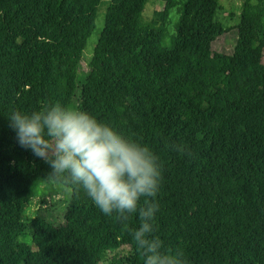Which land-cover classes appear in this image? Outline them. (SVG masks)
Returning a JSON list of instances; mask_svg holds the SVG:
<instances>
[{
	"label": "trees",
	"instance_id": "16d2710c",
	"mask_svg": "<svg viewBox=\"0 0 264 264\" xmlns=\"http://www.w3.org/2000/svg\"><path fill=\"white\" fill-rule=\"evenodd\" d=\"M157 1L147 14L150 0H109L103 12L101 0H0V264H105L117 250L127 253L112 264H144L128 231L138 215H104L82 186L57 182L72 194L62 223L25 221L51 168L8 117L56 102L158 156L152 237L164 254L264 264V0L243 1L225 53L214 47L228 31L220 0Z\"/></svg>",
	"mask_w": 264,
	"mask_h": 264
},
{
	"label": "clouds",
	"instance_id": "9594fccd",
	"mask_svg": "<svg viewBox=\"0 0 264 264\" xmlns=\"http://www.w3.org/2000/svg\"><path fill=\"white\" fill-rule=\"evenodd\" d=\"M8 118L18 143L49 164L46 180L82 186L104 215L115 214L122 224L138 215L139 226L128 231L144 264H185L181 253L164 254L162 242L152 237L162 173L149 146L59 102Z\"/></svg>",
	"mask_w": 264,
	"mask_h": 264
},
{
	"label": "rangeland",
	"instance_id": "374dc122",
	"mask_svg": "<svg viewBox=\"0 0 264 264\" xmlns=\"http://www.w3.org/2000/svg\"><path fill=\"white\" fill-rule=\"evenodd\" d=\"M243 1L244 0H220L216 18L224 27L228 28V31L220 37L214 46L220 53L228 52L234 46V42L237 39V32L233 27L239 22ZM108 2L109 0H101L100 12L104 11ZM160 7H162L161 2L150 0L146 6V13H152L153 10H157ZM176 19L177 14L175 9H172L170 11V33L173 32V23ZM94 37L95 36L89 40V45L93 43ZM163 45L166 47L168 46V37ZM84 56L88 58L90 56L89 52L85 53ZM71 196V190L60 183L50 182L44 179L35 180L29 192V203L25 212V221L30 218H39L42 221L53 224L62 223L64 210ZM22 240L29 243L30 237L26 236L22 238ZM126 253L127 250L112 251L107 256L105 264H112L110 262L111 258L120 259V257L125 256ZM118 263L115 262L114 264Z\"/></svg>",
	"mask_w": 264,
	"mask_h": 264
}]
</instances>
